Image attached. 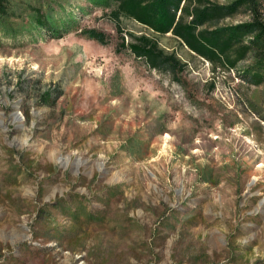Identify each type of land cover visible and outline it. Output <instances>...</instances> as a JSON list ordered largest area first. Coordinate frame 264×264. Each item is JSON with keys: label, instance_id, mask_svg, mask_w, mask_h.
Masks as SVG:
<instances>
[{"label": "rangeland", "instance_id": "1", "mask_svg": "<svg viewBox=\"0 0 264 264\" xmlns=\"http://www.w3.org/2000/svg\"><path fill=\"white\" fill-rule=\"evenodd\" d=\"M9 2L63 34L0 31V264H264V81L151 67L115 0Z\"/></svg>", "mask_w": 264, "mask_h": 264}, {"label": "trees", "instance_id": "2", "mask_svg": "<svg viewBox=\"0 0 264 264\" xmlns=\"http://www.w3.org/2000/svg\"><path fill=\"white\" fill-rule=\"evenodd\" d=\"M115 2L111 14L116 22L124 17L149 30L139 35L129 33L131 41L127 45L151 67L175 72L178 68H187L190 61L200 59L212 70L234 69L239 76L255 84L264 81V20L258 11L259 0H233L225 5L208 0ZM9 4V0H0V26L5 17L15 14ZM41 7L43 5L38 7L32 30L14 33L9 27H0V31L6 36L18 35L20 39L16 43L35 35L61 37L62 29L57 26L54 12L45 14ZM240 7L252 12L249 20L218 26L219 21L235 14ZM88 35L100 42L104 40L98 31H90ZM165 40L172 42L171 48ZM248 59L252 62L239 70L238 64Z\"/></svg>", "mask_w": 264, "mask_h": 264}]
</instances>
